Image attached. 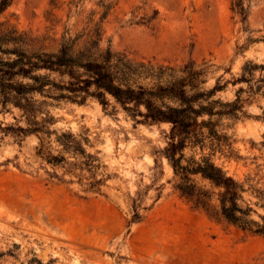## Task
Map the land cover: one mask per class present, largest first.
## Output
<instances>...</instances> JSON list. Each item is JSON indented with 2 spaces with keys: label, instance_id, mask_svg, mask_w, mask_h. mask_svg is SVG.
<instances>
[{
  "label": "rangeland",
  "instance_id": "rangeland-1",
  "mask_svg": "<svg viewBox=\"0 0 264 264\" xmlns=\"http://www.w3.org/2000/svg\"><path fill=\"white\" fill-rule=\"evenodd\" d=\"M234 2L9 0L0 30L14 28L50 53L70 41L74 53L109 48L136 61L206 63V87L219 81L217 97L233 101L247 91L236 83L243 67L264 64V0L245 3V21ZM108 100L105 108L92 98L51 108L50 152L65 158L58 166L37 155V136L0 134V264H264V237L194 209L175 190L163 157L170 126L132 118ZM0 123L25 126L17 110L1 107ZM62 133L96 160L93 168L64 152ZM228 134L231 157L218 163L244 185L252 219L262 223L264 86Z\"/></svg>",
  "mask_w": 264,
  "mask_h": 264
},
{
  "label": "trees",
  "instance_id": "trees-1",
  "mask_svg": "<svg viewBox=\"0 0 264 264\" xmlns=\"http://www.w3.org/2000/svg\"><path fill=\"white\" fill-rule=\"evenodd\" d=\"M248 0H235L232 9L245 21ZM0 1V14L9 6ZM64 41L50 53L37 48L33 39L14 28L0 30V107L1 112L17 110L24 127H3L0 134L12 131L22 136L35 135L37 155L48 164L65 163L61 155H52L49 139L56 131L51 108L61 102L83 105L90 98L104 108L109 98L132 118L141 117L152 124H168V142L163 157L177 180L175 190L194 209L216 216L227 224L264 237L262 223L252 219V208L244 200V185L230 176L218 163L229 159L232 136L228 134L242 115L246 100L264 86V64L247 63L236 83L246 84L233 101H223L217 93L220 82L208 88L209 65L188 61L180 65L136 61L109 48L92 52L89 48L73 52ZM258 71L257 80L254 73ZM246 92L247 99L241 98ZM56 142L64 152L85 159L93 168L96 161L71 134L62 133ZM140 218L134 214L131 223Z\"/></svg>",
  "mask_w": 264,
  "mask_h": 264
},
{
  "label": "bare ground",
  "instance_id": "bare-ground-1",
  "mask_svg": "<svg viewBox=\"0 0 264 264\" xmlns=\"http://www.w3.org/2000/svg\"><path fill=\"white\" fill-rule=\"evenodd\" d=\"M168 216V215H167ZM170 217V216H169ZM166 218V217H165Z\"/></svg>",
  "mask_w": 264,
  "mask_h": 264
}]
</instances>
